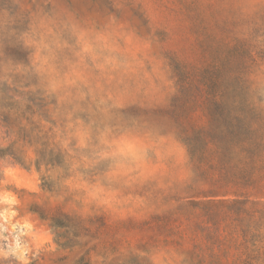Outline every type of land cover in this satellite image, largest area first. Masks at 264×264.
<instances>
[{
	"label": "clouds",
	"instance_id": "obj_1",
	"mask_svg": "<svg viewBox=\"0 0 264 264\" xmlns=\"http://www.w3.org/2000/svg\"><path fill=\"white\" fill-rule=\"evenodd\" d=\"M49 2L53 4L51 9L46 6ZM216 8L223 11L236 38L258 45L257 50L264 49V29L259 34L254 31L264 19V0H224L212 11ZM109 19L114 23V17ZM180 40L179 35H174L170 45L179 50ZM15 43L27 52V62L0 61V88L7 85L9 89L7 96L0 91V97L5 103L11 98L22 111L28 103L27 94L39 91L45 98L58 101L53 119L59 121L66 116L69 121L63 130L59 124L53 128L67 150L70 164L69 174L60 181L61 193L48 194L54 203L71 197L69 207L85 222L101 216L107 217L109 224H119L161 214L184 202L164 203V198L181 192L195 180L187 146L174 133L158 134L148 119L126 114L128 108L163 107L176 92L166 57L162 53L153 55V41L136 45L135 51L143 59L137 58L133 75L118 72L108 79L107 86L101 85L92 73L96 68L111 73L124 67L113 34L60 0H45V7L32 14L28 29L15 37ZM168 46L156 43V48ZM254 59L246 80L251 104L264 114V59ZM145 61L151 64V72ZM17 89L19 92L14 91ZM82 102L87 103V108L82 107ZM66 105L74 107L68 111ZM11 111L18 114L16 109ZM85 111L90 122L76 116ZM43 126L45 131L52 127L47 122ZM6 133L7 129L0 127L3 146L16 139L15 133L11 137ZM73 141L75 149L70 147ZM28 155L35 158L31 150ZM7 159L10 158L0 167V185L15 184L31 192L41 191L40 174L35 168L29 173L19 164H7ZM208 191L203 189L204 194ZM221 195L227 200L231 193ZM22 208L15 192L0 190V264H44L42 256L59 250L57 233L50 222L28 211L22 214ZM189 224L187 219L178 227V235L156 238L150 243L113 231L103 241H92L97 245L91 254L92 264H128L131 257L141 264H186L190 245L176 241L187 237ZM259 249L261 259L256 264H264V244Z\"/></svg>",
	"mask_w": 264,
	"mask_h": 264
},
{
	"label": "rangeland",
	"instance_id": "obj_2",
	"mask_svg": "<svg viewBox=\"0 0 264 264\" xmlns=\"http://www.w3.org/2000/svg\"><path fill=\"white\" fill-rule=\"evenodd\" d=\"M60 2L81 16L96 21L101 30L112 33L116 45L121 50L119 56L120 60L124 61V67L114 69L111 73L100 68L93 71V78L98 77L101 85L107 86L108 79L114 78L118 72L126 75L135 73L137 58L143 59L142 55L135 51L136 45L141 42L153 41V55L162 53L166 57L170 78L176 82L175 94L167 98V103L163 107L128 108L126 114L129 117L148 119L158 134L174 133L184 144L196 133L208 132L213 121H233L238 126V132L264 135V114L257 112L251 104L246 80L247 73L255 63L254 56L264 59V49L257 50L258 45L236 38L223 11L219 8L212 11L224 0H60ZM46 6L47 9H51L53 4L49 2ZM41 7H45V0H0V61L13 59L27 62L28 54L21 45L15 43V37L28 29L32 14ZM110 17L115 18L114 23ZM173 24L175 27H172ZM261 29H264V19L254 31L259 34ZM174 35L181 37L179 50L170 45ZM156 43L169 46L156 48ZM145 67L151 72V64L147 61ZM95 82L94 79L93 83ZM2 89L9 91L7 85ZM14 91L19 92L18 89ZM27 99L37 107L36 121L39 125H31L28 136H24L23 141L17 134L18 126L12 125V128H8L0 116V127L7 129L6 135L9 137L13 133L16 135V139L11 140L7 146L0 143V167L6 158H10L7 159V164H16L8 155L14 144L16 149L23 150L29 159L33 160L30 168L19 165L29 173L33 168L36 169L40 174L41 191L31 192L26 188H17L15 184L0 185V190L13 191L18 195L23 204L22 214L24 211L37 214L32 212L31 208L40 207L50 214L69 213L80 216L69 207L71 197H66L62 203H54L52 199V196L61 193L60 181L69 174L70 168L67 150L56 138L53 128L59 124L63 130L69 121L66 116L61 117L59 121L53 119L52 113L59 107L55 98H45L38 91L27 94ZM87 99L90 101L91 97ZM87 106L86 102H82V107ZM65 107L71 111L74 106ZM76 116L90 122L89 113L86 111L78 112ZM76 116H73V120ZM44 122L52 126L47 131L44 130ZM35 127L38 128L34 129ZM70 147L75 149V141ZM39 149L44 153L40 170L35 165ZM29 150L34 153V159L28 155ZM191 161L196 173L195 180L181 192L166 196L164 203L182 200L186 202L191 198H197V195L207 187L208 178L203 174L204 161L197 156H191ZM2 178L0 174V179ZM173 208L158 215L152 214L139 220L129 219L119 224H109L107 217H90L93 227L91 239L103 241L107 234L113 231L128 234L145 243H150L156 238H167L168 234L161 231L163 229H159L158 225L161 224L164 215ZM65 254L67 251L59 249L58 252L42 256L41 259L44 264H69L70 262L58 261ZM73 256L74 253L70 254V257ZM135 258L131 257L128 264L141 263Z\"/></svg>",
	"mask_w": 264,
	"mask_h": 264
},
{
	"label": "trees",
	"instance_id": "obj_3",
	"mask_svg": "<svg viewBox=\"0 0 264 264\" xmlns=\"http://www.w3.org/2000/svg\"><path fill=\"white\" fill-rule=\"evenodd\" d=\"M0 91L7 96V90L0 88ZM3 108L9 109L0 110L3 122L8 128L18 126L17 134L23 141L29 127L39 125L37 107L29 102L20 111L11 98L5 103L4 97H0V109ZM12 109L18 114L13 115ZM237 127L233 121H213L208 132L196 133L185 141L191 156L200 157L205 163L203 174L208 178L206 188L209 191L204 194L202 190L197 198L186 200L168 211L158 227L169 238L178 235V227L185 220L190 221L187 237L176 241L190 245L186 249V264H256L261 259L259 245L264 244V135L241 133ZM14 146L8 153L13 162L32 167L33 160ZM37 153L35 165L40 170L44 153L40 149ZM223 192L231 193L230 198L223 199ZM31 211L49 221L57 233L59 249L67 251L58 259L60 263L92 264L91 254L97 245L92 243L90 219L85 222L78 215L50 214L40 207H32ZM73 253L75 256L70 257Z\"/></svg>",
	"mask_w": 264,
	"mask_h": 264
}]
</instances>
